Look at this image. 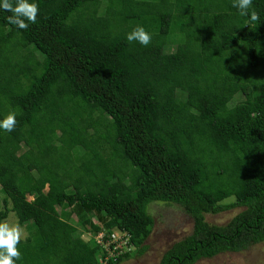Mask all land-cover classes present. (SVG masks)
<instances>
[{
	"label": "trees",
	"instance_id": "16d2710c",
	"mask_svg": "<svg viewBox=\"0 0 264 264\" xmlns=\"http://www.w3.org/2000/svg\"><path fill=\"white\" fill-rule=\"evenodd\" d=\"M30 2L27 29L0 10V119L17 121L0 129V221L13 212L31 229L16 264L142 256L157 201L193 219L159 264L263 243L264 0L249 10L261 22L233 0ZM137 26L147 46L127 40ZM234 208L225 224L206 220ZM73 214L93 234L126 231L129 249L79 244Z\"/></svg>",
	"mask_w": 264,
	"mask_h": 264
},
{
	"label": "rangeland",
	"instance_id": "374dc122",
	"mask_svg": "<svg viewBox=\"0 0 264 264\" xmlns=\"http://www.w3.org/2000/svg\"><path fill=\"white\" fill-rule=\"evenodd\" d=\"M181 30L186 31L185 29ZM176 47V49L181 48L179 45ZM242 98L243 97L240 94H237L232 103L241 100ZM3 198L4 196L0 191V208H2L3 205ZM27 198L28 200L31 199L30 196ZM230 201H232L231 198L225 200L224 203ZM239 210L240 209L238 208H234L216 214H206L205 217L209 223L221 225L225 224ZM149 212L154 218V225L150 236L146 240L148 245L146 252L142 254V256H133L130 259L123 261L121 264H159L164 254L163 252L174 241L183 238L192 231L193 219L178 204L161 201L153 202L149 206ZM87 216L94 223H98L96 217L91 213H87ZM5 220L12 224H19L18 218L13 212H10ZM69 221L78 228L77 241L79 244H83L86 241H91L93 233L89 229V225H85V227L81 226L74 214L72 215V218L69 219ZM29 225L30 223L21 225L24 229L25 238L31 233V229H28ZM128 249V246L123 247V250ZM53 263L54 262H50L48 264ZM195 264H264V242L254 244L240 252H225L212 258H205L199 260Z\"/></svg>",
	"mask_w": 264,
	"mask_h": 264
},
{
	"label": "clouds",
	"instance_id": "9594fccd",
	"mask_svg": "<svg viewBox=\"0 0 264 264\" xmlns=\"http://www.w3.org/2000/svg\"><path fill=\"white\" fill-rule=\"evenodd\" d=\"M232 6L238 9L240 16L249 17L250 21L261 22L259 14L254 9L249 11L252 9V0H233ZM0 10L10 13L7 17L9 24L19 29H27L29 24L36 23L39 6L30 0H0ZM151 39V35L142 26L135 27L127 34L129 42H138L143 46L150 44ZM16 123L15 113L9 112L3 119H0V129L12 132ZM116 230L112 229V231ZM100 232L106 233L103 229L93 234L95 241ZM24 238L25 233L21 225L12 224L6 220L0 221V264H16V261L21 259L18 245Z\"/></svg>",
	"mask_w": 264,
	"mask_h": 264
},
{
	"label": "built area",
	"instance_id": "2783aa9c",
	"mask_svg": "<svg viewBox=\"0 0 264 264\" xmlns=\"http://www.w3.org/2000/svg\"><path fill=\"white\" fill-rule=\"evenodd\" d=\"M106 235L108 236V239L104 240L105 233L100 232L96 236V242L101 244L107 251H109V255L120 253L123 247L128 246V234L126 231L116 230Z\"/></svg>",
	"mask_w": 264,
	"mask_h": 264
}]
</instances>
